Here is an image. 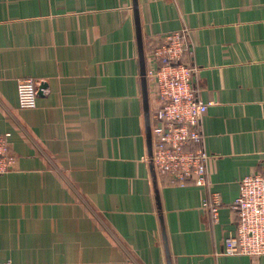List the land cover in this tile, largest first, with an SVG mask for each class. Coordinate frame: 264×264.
<instances>
[{"label": "crops", "instance_id": "1", "mask_svg": "<svg viewBox=\"0 0 264 264\" xmlns=\"http://www.w3.org/2000/svg\"><path fill=\"white\" fill-rule=\"evenodd\" d=\"M138 6L145 54L188 29L197 97L214 101L208 186L154 171L134 0H0V134L17 159L0 174L1 262L264 264L223 253L241 179L264 174V0ZM27 77L47 83L35 108L20 106Z\"/></svg>", "mask_w": 264, "mask_h": 264}, {"label": "built area", "instance_id": "2", "mask_svg": "<svg viewBox=\"0 0 264 264\" xmlns=\"http://www.w3.org/2000/svg\"><path fill=\"white\" fill-rule=\"evenodd\" d=\"M188 29L166 33L146 52L147 80L153 130L154 171L169 183L208 186L210 154L204 147L203 121L214 101L197 97L194 87L197 66L189 61ZM44 82L27 77L18 85L22 108H35L38 97L45 93ZM41 91V92H40ZM11 132L0 134V174L15 167L16 156L11 147ZM219 193L206 202L215 222L223 206ZM232 207L237 212L235 229L225 238L223 253L264 256V174L253 172L240 181V192ZM0 264H13L4 261Z\"/></svg>", "mask_w": 264, "mask_h": 264}, {"label": "water", "instance_id": "3", "mask_svg": "<svg viewBox=\"0 0 264 264\" xmlns=\"http://www.w3.org/2000/svg\"><path fill=\"white\" fill-rule=\"evenodd\" d=\"M134 11L136 18L137 26V36H138V46H139V58H140V67H141V77H142V87H143V99H144V108H145V117H146V130L148 145L150 149V155H153V130H152V119H151V105H150V95H149V85L147 80V63H146V54L144 48V41L141 30L140 23V14L138 0H134ZM43 88L47 87V83H43ZM41 92V91H40Z\"/></svg>", "mask_w": 264, "mask_h": 264}]
</instances>
